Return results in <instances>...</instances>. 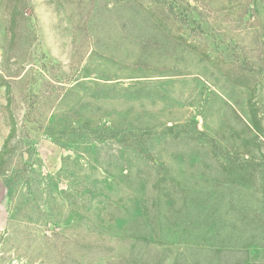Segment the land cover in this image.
<instances>
[{"label":"rangeland","instance_id":"rangeland-1","mask_svg":"<svg viewBox=\"0 0 264 264\" xmlns=\"http://www.w3.org/2000/svg\"><path fill=\"white\" fill-rule=\"evenodd\" d=\"M0 264H264V0H0Z\"/></svg>","mask_w":264,"mask_h":264}]
</instances>
